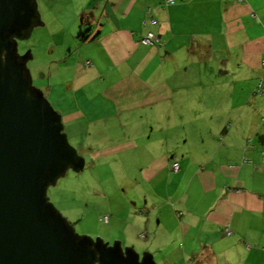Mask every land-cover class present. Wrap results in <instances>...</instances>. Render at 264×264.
Listing matches in <instances>:
<instances>
[{
  "label": "crops",
  "instance_id": "0c3cea01",
  "mask_svg": "<svg viewBox=\"0 0 264 264\" xmlns=\"http://www.w3.org/2000/svg\"><path fill=\"white\" fill-rule=\"evenodd\" d=\"M37 6L31 35L43 26L64 64L43 92L83 165L142 198L141 248L156 264H264V0ZM148 31L160 41L140 43Z\"/></svg>",
  "mask_w": 264,
  "mask_h": 264
},
{
  "label": "water",
  "instance_id": "95a60500",
  "mask_svg": "<svg viewBox=\"0 0 264 264\" xmlns=\"http://www.w3.org/2000/svg\"><path fill=\"white\" fill-rule=\"evenodd\" d=\"M42 24L37 0H0V264H156L149 252L77 233L48 199L47 187L83 158L32 83L31 51H18Z\"/></svg>",
  "mask_w": 264,
  "mask_h": 264
},
{
  "label": "rangeland",
  "instance_id": "374dc122",
  "mask_svg": "<svg viewBox=\"0 0 264 264\" xmlns=\"http://www.w3.org/2000/svg\"><path fill=\"white\" fill-rule=\"evenodd\" d=\"M42 18L49 20L44 14ZM46 30L49 31L47 28ZM50 46L51 38L43 26L37 27L31 36L18 40L20 53L27 50L33 53V59L28 60L27 66L31 72L32 83L43 91L48 82L47 79H40L41 75L47 74L50 64L53 67L60 65V68L64 65L63 62H53L58 57L50 54ZM89 161L85 159L84 165L78 170L68 168L63 176L49 185L46 191L48 199L73 225L77 233L94 238L101 237L110 244L118 240L124 247L133 245L137 251L150 253L141 246L146 240L144 235L152 234L154 223L148 225L145 218L141 220L139 217L142 198L124 189L122 184L116 189L117 181H126L124 174H114L108 166L101 169L98 160ZM105 216L110 217L109 222L104 220ZM155 258H159L158 254H155Z\"/></svg>",
  "mask_w": 264,
  "mask_h": 264
},
{
  "label": "built area",
  "instance_id": "2783aa9c",
  "mask_svg": "<svg viewBox=\"0 0 264 264\" xmlns=\"http://www.w3.org/2000/svg\"><path fill=\"white\" fill-rule=\"evenodd\" d=\"M173 0H167V2H172ZM152 23H157L156 19H152L151 20ZM160 41L159 36L153 32V31H148L146 34H144L142 37H140L139 42L142 44H146V45H153L156 44L157 42ZM262 85V81L259 82L258 87H261ZM264 121V118H263ZM171 168L173 171H178L180 169V165L178 162V159H175L171 165ZM104 220L107 221L108 220V216L104 217Z\"/></svg>",
  "mask_w": 264,
  "mask_h": 264
}]
</instances>
